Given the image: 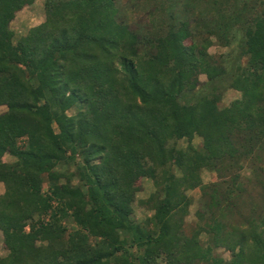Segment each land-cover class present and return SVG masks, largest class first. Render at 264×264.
Returning a JSON list of instances; mask_svg holds the SVG:
<instances>
[{"label": "trees", "instance_id": "trees-1", "mask_svg": "<svg viewBox=\"0 0 264 264\" xmlns=\"http://www.w3.org/2000/svg\"><path fill=\"white\" fill-rule=\"evenodd\" d=\"M35 1L0 0V264H264V214L232 227L215 196L185 229L187 192L210 188L203 170L241 158L239 138L253 171L264 158V0H212L198 29L175 3L178 24L146 39L118 0H45V22L15 42L11 24ZM215 38L233 49L222 62ZM219 85L241 98L220 108ZM144 178L156 191L137 222Z\"/></svg>", "mask_w": 264, "mask_h": 264}, {"label": "rangeland", "instance_id": "rangeland-1", "mask_svg": "<svg viewBox=\"0 0 264 264\" xmlns=\"http://www.w3.org/2000/svg\"><path fill=\"white\" fill-rule=\"evenodd\" d=\"M211 1L212 0H118V8L121 12L120 20L124 21L133 31L140 33V36L146 39L148 37L166 34L171 24H178L177 20H173L172 16L179 12L180 16H186L183 19L192 24L191 28L198 29L200 14L206 9V4ZM45 2V0H36L32 5L25 7L17 13L15 20L11 24V29L15 33V42L26 36L31 29L45 22L47 15ZM218 2L220 3L221 1L218 0ZM175 3H177L176 8L179 12L175 11L176 9H172ZM189 5L193 8L190 10V13H187ZM212 20V18H209L208 21L211 22ZM174 21H176V23ZM208 21L207 23H209ZM200 26L202 27V25ZM232 50V47L224 46L222 41L215 38L213 45L209 49V53L215 57L218 62H222V60L228 58L229 54L233 52ZM234 55L236 54L234 53ZM200 82L203 84V87L200 86L201 88L195 92L198 96L204 94L207 89L204 87L207 83V77L201 75ZM223 87L224 86L221 87L220 85L217 87L219 88L218 91L222 92L223 96L219 104L220 108L228 107L233 101L241 98V93L238 91L228 88L222 89ZM190 97H194V95H190ZM6 110L7 108L5 106L0 107V113ZM74 113V111H70L68 114L73 115ZM243 141L241 138L238 140L240 153H243L241 158L237 155L236 159L231 161L228 159L225 160L219 165L218 171L203 170L201 172L200 175L203 185L210 187L208 190L204 192L203 190L197 189L187 192V195L192 199V204L189 209V214L185 217L186 234L189 235L194 232L199 223L198 213L209 209L208 206L212 204L215 196L217 200H223L219 204L214 201L217 204V206L215 205L217 210L219 206L220 210H224L225 215L223 222L232 227L239 226L243 228L249 221L259 218L264 214V158L258 163L259 170L253 171L251 164L247 163L244 157V153L248 151L250 145L247 146ZM193 144L200 148L202 147L203 141L201 138H195ZM178 146L179 148L187 149L189 143L187 140H181L178 142ZM260 152L258 151V153ZM15 161L16 159L9 154L3 157L4 163L10 164ZM139 185H141V190L136 194L133 203L134 217L137 222H144L152 215L146 202L151 195L155 193L156 186L153 181L148 178L141 179ZM43 187L45 191L48 190L49 186L47 181L43 184ZM5 191L6 188L4 183L0 182V197L5 194ZM229 196L230 198L225 202L224 199ZM220 210H218V212L215 210V213L217 212L220 214ZM201 237L203 240H206L205 235ZM8 253L9 251L4 244V235L0 230V257H6ZM215 256L222 260H229L231 258V252L225 248H220L215 252ZM213 261L204 264H217Z\"/></svg>", "mask_w": 264, "mask_h": 264}]
</instances>
